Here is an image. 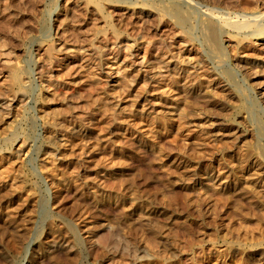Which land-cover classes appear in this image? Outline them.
<instances>
[{
  "label": "rangeland",
  "instance_id": "obj_1",
  "mask_svg": "<svg viewBox=\"0 0 264 264\" xmlns=\"http://www.w3.org/2000/svg\"><path fill=\"white\" fill-rule=\"evenodd\" d=\"M82 1L0 0V40L15 54L14 76L0 73V264H264V31L226 25H260L264 0H188L182 27L167 15L179 0ZM209 15L225 55L203 39ZM66 36L99 50L161 44L143 50L148 73L34 58L75 43ZM35 59L47 64L21 84Z\"/></svg>",
  "mask_w": 264,
  "mask_h": 264
},
{
  "label": "bare ground",
  "instance_id": "obj_2",
  "mask_svg": "<svg viewBox=\"0 0 264 264\" xmlns=\"http://www.w3.org/2000/svg\"><path fill=\"white\" fill-rule=\"evenodd\" d=\"M74 1V0H73ZM93 1V0H92ZM95 1V0H94ZM98 1V0H97ZM130 1H132V0H130ZM135 1V0H134ZM137 1V0H136ZM139 1V0H138ZM144 2H145V0H143ZM150 1V0H149ZM152 1V0H151ZM154 1V0H153ZM152 1V2H153ZM164 1V0H163ZM166 1V0H165ZM168 1V0H167ZM190 1V0H189ZM189 1L188 0H179V3H176V4H174V5H172V4H170L171 5V7L170 8H168V10H167V15L169 14V15H171V16H173L172 18L174 19H176V21H177V23H178V25H180L181 27L182 26H185L186 25V23L189 21L188 20V18L189 17H192L193 15H194V11H193V9L189 6ZM83 1L81 0V3H82ZM91 2V1H90ZM101 2V1H100ZM100 2H98V3H100ZM155 2H156V0H155ZM161 2V1H160ZM193 2V1H192ZM132 3H134V2H132ZM140 3V2H139ZM90 4V3H89ZM96 4V3H95ZM150 4V3H149ZM152 4V3H151ZM162 4V3H161ZM191 4V3H190ZM82 6H83V3L81 4ZM80 5V6H81ZM97 5V4H96ZM100 4H98V6H99ZM131 5V4H130ZM139 5V4H138ZM138 5H136L137 7H139ZM158 5V4H157ZM160 5V4H159ZM169 5V6H170ZM194 4H192V6H193ZM94 6V5H93ZM101 6V5H100ZM127 6H129V5H127ZM134 6V5H133ZM133 6H131V7H133ZM141 6V5H140ZM150 6V5H149ZM152 6H153V4H152ZM152 6H150L151 8H153ZM161 6V5H160ZM165 6V5H164ZM197 6V5H196ZM79 7V6H78ZM84 7V6H83ZM142 7V6H141ZM146 7V6H145ZM148 7V6H147ZM146 7V8H147ZM158 7V6H157ZM162 7V6H161ZM167 7H168V4H167ZM166 7V8H167ZM182 7H187V9H188V12H187V14L186 15H184V12L182 11ZM82 8V7H81ZM143 8H144V5H143ZM149 8V7H148ZM184 8V9H185ZM194 8H195V6H194ZM96 9V8H95ZM150 9V8H149ZM159 9V8H158ZM196 10H197V7L195 8ZM84 10V9H83ZM86 10V9H85ZM134 10V9H133ZM150 10H152V9H150ZM155 10H157V9H155L154 8V11ZM138 11V10H137ZM162 11V10H161ZM164 11V10H163ZM98 12V11H97ZM103 12V11H102ZM131 12V11H130ZM156 13H157V11H155ZM160 12V11H159ZM213 12V11H212ZM165 13H166V9H165ZM164 13V14H165ZM206 13V12H205ZM208 13H210L209 11H208ZM104 14V13H103ZM146 14V13H145ZM159 14V13H158ZM161 14V13H160ZM195 14H197V16H198V12L196 13L195 12ZM212 14V13H211ZM215 14V13H214ZM218 14V13H217ZM225 14V13H224ZM98 15H99V13H98ZM143 15V14H142ZM167 15L165 14V16L167 17ZM208 15V14H207ZM219 15V14H218ZM217 15V16H218ZM101 16V15H100ZM170 16V17H171ZM202 16V15H201ZM220 16V15H219ZM237 16V15H236ZM243 16V15H242ZM262 16H264V15H262ZM147 17V16H146ZM215 17V16H214ZM222 17V16H221ZM227 17V16H226ZM202 18H203V16H202ZM217 18V17H216ZM216 18H213V16L212 15H209L208 16V19H209V21L207 22V20H206V23H202V26L200 27L201 29H202V33H203V39H204V41L205 42H207L209 45L211 44V45H213L214 47H215V49H217V51L216 52H219V54H224V52L223 51H225L224 50V47L222 46V40L224 39V38H222L221 39V43L219 42V39L221 38V36H222V34L224 33L221 29H219V27H217L218 25H219V23H217L216 22ZM256 18H258L259 19V17H256ZM255 18V19H256ZM100 19V18H99ZM174 19V20H175ZM192 19H195L196 20V17L194 18H192ZM191 19V20H192ZM204 19V18H203ZM219 19V18H218ZM241 19H242V17H241ZM101 20H103V19H101ZM245 20V19H244ZM251 20H253L252 19V17H251ZM106 21V20H105ZM104 21V22H105ZM218 21V20H217ZM249 21V20H248ZM257 21V20H256ZM103 22V21H102ZM103 22V23H104ZM194 22V21H193ZM200 22H201V20H200ZM199 22V23H200ZM218 24L217 26L215 25L216 23ZM219 22V21H218ZM224 22V21H223ZM65 23H67V22H65ZM191 23V22H190ZM189 23V24H190ZM253 23V21L250 23V22H246V21H244V22H226V25L229 27V29L231 28V29H233L234 31H237V32H243V31H245V30H247V29H250L251 27H254L255 29H260V31L259 32H263L264 31V22L262 23H260V25H258V24H252ZM68 24V23H67ZM188 24V23H187ZM188 24V25H189ZM191 24H193V23H191ZM194 24H196L195 22H194ZM201 24V23H200ZM199 24V25H200ZM66 25V24H65ZM103 25V24H102ZM198 25V24H197ZM62 26V25H61ZM67 26V25H66ZM225 26V25H224ZM64 28H65V26H63ZM63 27H62V29L60 30V32H62V33H60L59 32V36H61V34L62 35H64L63 33H64V29H63ZM195 27V26H194ZM226 27V26H225ZM228 27H226V28H228ZM57 28V27H56ZM193 28V27H192ZM192 28H190V29H192ZM196 29H197V26L195 27ZM194 28V29H195ZM222 28V27H221ZM60 29V28H59ZM66 29V28H65ZM69 29V28H68ZM67 30V29H66ZM180 30H181V28H180ZM200 30V29H199ZM227 30V29H226ZM69 31H71V30H69ZM182 31V30H181ZM201 31V30H200ZM199 31V32H200ZM230 31V30H229ZM58 32V31H57ZM183 32H185V30L183 31ZM223 32V33H222ZM65 33H66V31H65ZM67 33H69V32H67ZM257 33V32H256ZM71 34V37H72V35L74 36V38H75V34H72V33H70ZM115 34V33H114ZM201 34V33H200ZM252 34V33H251ZM58 35H57V37H58ZM69 35V34H68ZM102 35H105V34H102ZM117 36V35H116ZM184 36H185V34H184ZM184 36L183 37H180L179 38V45H182L183 47H185V44H186V41L187 40H185L184 39ZM225 36V35H224ZM223 36V37H224ZM255 36H256V34H255ZM64 36H62V38H63ZM70 36H69V39L71 38ZM77 37V36H76ZM185 37H187V36H185ZM188 37H190V36H188ZM249 37V36H248ZM58 38H60V37H58ZM61 38V39H62ZM65 38H67V36L65 37ZM73 38V39H74ZM103 38V37H102ZM200 38H201V36H200ZM247 38V37H246ZM252 38V37H251ZM255 38V37H254ZM68 38H67V40L68 41H70V42H72V40L70 39L69 40ZM91 40H92V38H90ZM95 39V38H94ZM93 39V40H94ZM129 39H131V38H129ZM202 39V38H201ZM263 39V38H262ZM262 39H260V40H262ZM59 40V39H58ZM78 40V39H77ZM96 40V39H95ZM98 40V39H97ZM118 40V39H117ZM135 40V39H134ZM143 40H145V39H143ZM178 40V39H177ZM247 40V39H246ZM62 41H64V42H62ZM62 41H58V42H56V40H55V45H53V46H49V44L45 47V48H42V49H40V48H37L36 50H34V58H35V53L37 52V53H39V52H44V54H46L47 56L51 53V52H56L57 54H58V56H59V58L57 59V60H62V64H63V61L65 60V62H66V64L67 63H81L82 65H87L88 63H89V59L90 58H93V59H100L101 57H106V59L107 60H110V61H112V62H119L120 61V65L124 68V67H130V68H132V70L133 69H138L137 71H140V72H147L148 73V71H145V70H147V68H149L148 66H147V63H146V60H145V53H144V51L143 50H153V51H158L159 50V48H160V44H161V42L160 43H154V42H150L149 41V43H148V41L145 43L144 41L143 42H134V43H131L130 41H128V38H127V40H124V41H121V40H119L118 42H117V44H115L113 47L111 46V48L110 47H108V48H104V49H102V50H99L98 48H96L95 46H97V45H89V46H83L82 44L84 43V42H86V40L85 41H83V43L80 45V44H78V43H76V41H75V39H74V41H75V43H73V44H70L69 42L68 43H66V41H65V39H63ZM98 41H101V40H98ZM103 41V40H102ZM114 41V40H113ZM116 41V40H115ZM138 41H139V39H138ZM160 41V40H159ZM190 41V40H189ZM224 41V40H223ZM227 41V40H226ZM233 41V40H232ZM54 42V41H53ZM81 42V41H80ZM95 42H97V41H95ZM94 42V43H95ZM133 42V41H132ZM234 42H235V40H234ZM240 42V41H239ZM91 43H92V41H91ZM116 43V42H115ZM225 43V42H224ZM97 44V43H96ZM189 44V43H188ZM207 44V45H208ZM7 45V44H6ZM6 45H5V43L3 42V41H1L0 40V50L1 51H3L2 52V54L6 57V59L4 58V59H2V60H0V73L1 72H4L5 71V73H6V75L7 76H10L11 74L13 75V64L12 63H14V62H10L9 61V57L8 56H10V58H11V56H13L14 57V55H12L13 54V52H8L9 50L7 49V47H6ZM85 45V44H84ZM233 45V44H232ZM45 46V45H44ZM206 46V45H205ZM205 46H204V48H205ZM239 46V45H238ZM241 46V45H240ZM99 47V46H98ZM103 47V46H102ZM101 47V48H102ZM162 47V46H161ZM214 47H212L211 49H213ZM227 47V46H226ZM229 47H231L230 45H229ZM10 48V47H9ZM208 48H210V46H208ZM163 49V48H162ZM207 49V48H206ZM234 49V48H233ZM235 49H237V47L235 48ZM214 50V49H213ZM238 50V49H237ZM263 50V49H262ZM10 51H11V48H10ZM36 51V52H35ZM208 52H211V51H208ZM215 52V51H214ZM55 53V54H56ZM143 54L142 56L140 55V54ZM160 53V52H159ZM1 53H0V55L2 56V57H4L3 55H2ZM42 54V53H41ZM53 54V53H52ZM55 54H54V56H55ZM209 54H211V53H209ZM216 54V53H215ZM215 54H214V56H215ZM39 55V54H38ZM43 55V54H42ZM42 55H40L39 57H42ZM225 55V54H224ZM0 56V57H1ZM46 56V57H47ZM57 56V55H56ZM221 56H223V55H221ZM220 56V57H221ZM8 57V58H7ZM38 57V58H39ZM51 57V56H50ZM45 58V57H44ZM48 58V57H47ZM56 58V57H55ZM211 58V57H210ZM226 58V57H225ZM46 59V58H45ZM44 59V60H45ZM50 59V58H49ZM102 59V58H101ZM216 59V58H215ZM217 59H219V58H217ZM227 59V58H226ZM241 59H243V58H241ZM11 60H13V59H11ZM43 60V59H42ZM105 60V59H104ZM14 61V60H13ZM36 61V62H35ZM52 61V59L50 60V62ZM54 61V60H53ZM53 61H52V63H53ZM56 61V60H55ZM95 61V60H94ZM217 61H219V60H217ZM221 61V60H220ZM45 62V61H44ZM222 62V61H221ZM41 62H39L38 61V59L36 60H34V64H33V72L32 71H29V72H27V71H25V72H22V74L24 75V77H23V79H22V81H21V84L24 82V80H27V81H30V79H32V81H33V79H34V82H35V71H41V70H43V69H41V64H40ZM46 63V62H45ZM45 63H43V64H45ZM48 63H49V61H48ZM56 63V62H55ZM79 63V64H80ZM116 63H113L114 65L116 64ZM223 63V62H222ZM222 63H221V65H220V67L222 66ZM42 64V65H43ZM47 64V63H46ZM75 64V65H76ZM78 64V65H79ZM80 64V65H81ZM89 64H91V63H89ZM220 64V63H219ZM225 64V63H224ZM245 64V63H244ZM56 65V64H55ZM59 65V64H58ZM78 65L77 66H75L74 67V65H73V67L70 69V68H68V69H70V75H68L69 77H71V78H74V81H75V79H80V78H82V72L80 71V65H79V67H78ZM45 66V65H44ZM49 66H50V64H49ZM54 66V65H53ZM57 66V65H56ZM70 66V65H69ZM90 66V65H89ZM88 66V67H89ZM47 67H48V65H47ZM52 67V66H51ZM64 67V66H63ZM62 67V68H63ZM42 68H44V67H42ZM58 68V67H57ZM83 67H81V69H82ZM87 68V67H86ZM214 68H216V67H214ZM226 68V67H225ZM225 68H223V69H225ZM15 69V68H14ZM55 69V68H54ZM60 69H61V66H60ZM84 69V68H83ZM126 69V68H125ZM222 69V70H223ZM52 70V69H51ZM55 70H57V69H55ZM115 70V67L113 66V65H111V66H104V74H105V76H106V81H105V79H104V81H105V84L106 85H108V88H115L119 83L117 82V77H114L113 75L115 74H113V71ZM69 71V70H68ZM149 71H150V69H149ZM152 71V70H151ZM150 71V72H151ZM227 71V70H226ZM53 72V71H52ZM38 73V72H37ZM44 73V72H43ZM69 73V72H68ZM218 73V72H217ZM228 73V72H227ZM230 73V72H229ZM228 73V74H229ZM113 74V75H112ZM5 75V76H6ZM39 75V74H38ZM37 75V76H38ZM118 75V74H117ZM151 76L148 78V80L149 81H151L152 83H154V84H156V85H158V84H160V82H159V75L157 76V73H156V75H154L153 73L152 74H150ZM219 75V74H218ZM231 75V74H230ZM229 75V76H230ZM258 75V74H257ZM14 76V75H13ZM42 76V75H41ZM40 76V77H41ZM104 76V77H105ZM116 76V75H115ZM149 76V75H148ZM256 76V75H255ZM51 77V76H50ZM119 78V77H118ZM7 79V78H6ZM37 79V78H36ZM38 79H39V77H38ZM42 79V78H41ZM40 79V80H41ZM47 79V78H46ZM51 79V78H50ZM147 79V78H146ZM20 80V79H19ZM39 80V81H40ZM48 80H49V77H48ZM26 81V82H27ZM31 81V82H32ZM38 81V82H39ZM52 81H53V79H52ZM55 81V85L57 86V88L58 87H60V86H62V85H64L65 83H63L64 81H58V79L57 80H54ZM73 81V82H74ZM79 81H81V80H79ZM230 81V80H229ZM19 82V81H18ZM72 82V81H71ZM76 82H78V81H76ZM231 82V81H230ZM25 83V82H24ZM28 83V82H27ZM40 83V82H39ZM69 83V84H68ZM67 83V86L68 85H70V82H68ZM75 83V82H74ZM80 83H82V82H80ZM118 83V84H117ZM26 84V83H25ZM73 84V83H72ZM75 85V84H74ZM78 85V84H77ZM82 85H83V83H82ZM24 86V85H23ZM72 87H71V89L73 88V89H75L74 88V86L73 85H71ZM69 87V86H68ZM234 87H236V86H234ZM61 88V87H60ZM70 88V87H69ZM106 88H107V86H106ZM237 88V87H236ZM59 89V88H58ZM77 89V88H76ZM249 89V88H248ZM250 91V90H249ZM245 92H248V90L247 91H245ZM247 97V96H246ZM23 99V98H22ZM27 100V99H26ZM25 101V100H24ZM24 103V102H23ZM175 105H177L176 103H175ZM173 106V113L174 114H176V116H177V114L179 113V109L176 107V106ZM172 107V106H171ZM171 110V109H170ZM257 112V111H256ZM180 116V115H179ZM115 120V119H114ZM55 128V127H54ZM54 131H55V129H54ZM58 131V130H57ZM258 133H259V135L258 136H260L261 135V137L262 136H264V125H262V124H260L259 125V129H258ZM16 133V132H15ZM49 133V132H48ZM56 133V132H55ZM53 134V133H52ZM57 134V133H56ZM59 134V133H58ZM14 135V134H13ZM16 135V134H15ZM15 137V136H14ZM12 138V137H11ZM261 139V138H260ZM262 139H264V137L262 138ZM12 140V139H11Z\"/></svg>",
  "mask_w": 264,
  "mask_h": 264
}]
</instances>
